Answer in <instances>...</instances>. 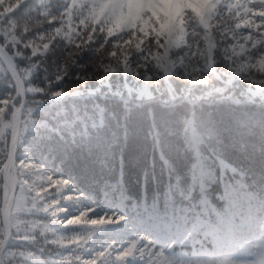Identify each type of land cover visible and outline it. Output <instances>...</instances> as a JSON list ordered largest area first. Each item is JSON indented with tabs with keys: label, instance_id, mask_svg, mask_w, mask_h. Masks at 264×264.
I'll return each instance as SVG.
<instances>
[{
	"label": "trees",
	"instance_id": "16d2710c",
	"mask_svg": "<svg viewBox=\"0 0 264 264\" xmlns=\"http://www.w3.org/2000/svg\"><path fill=\"white\" fill-rule=\"evenodd\" d=\"M41 7V0H0V32L17 34ZM48 23L60 26L51 18ZM47 27L46 24L44 28ZM213 35V57L223 60L220 51L228 47L225 39L229 36L218 34L215 29ZM37 37L33 30L32 38L38 46L49 43ZM108 39L105 42L103 37L96 40L88 35L78 36L75 41L64 39L55 52L51 50L57 41H53L48 53L41 56L44 50L39 49V59L32 57L40 66L24 76L31 84L26 83L27 88L44 91L27 92L22 124V128H27L21 134L19 151L30 159L24 161L25 165L28 161L42 165L52 176L53 183L44 185L46 191L56 195L55 181H69L72 191L62 187L63 195L56 196V203L66 207L76 203L78 197L103 201L108 194H118L128 206L139 203L150 215L184 217L187 228L202 223L209 210L213 214V206L226 209L237 203L246 209L245 214L252 210L264 214V90H260L261 94L253 90L256 84L261 86L264 73L249 67L246 57L232 66L243 77L228 78V82L217 62L214 73L205 77L219 91L208 95L210 92L204 89L193 95L184 92L176 72L161 71V81L152 82V93L138 98L124 87L126 59L121 60L124 67L120 74L109 75L111 62L104 49L115 42ZM0 42L3 43L2 38ZM23 45L22 41L7 49L13 56L16 51L31 56V48L24 49ZM111 51L116 53L114 47ZM70 53L75 56L74 61ZM250 54H254L253 64L262 55L255 51ZM14 58L22 74L28 61ZM104 71L107 74L97 80L96 74ZM226 71L236 75L228 67ZM14 84L5 64L0 63V96L14 95ZM16 103H20V98ZM29 107L31 112L27 111ZM10 132L11 128L0 132V148H9ZM192 136H196L194 143ZM0 160L5 164L6 155H0ZM197 161L213 170L195 176L193 164ZM20 163L17 159L18 166ZM2 200L0 178V208ZM19 218L24 227H30L31 222L37 227L27 240L23 233H12L3 264H80L75 256L60 259L67 253V237L76 226L58 224L57 216L53 218L38 207L22 209ZM14 228L15 225L13 231Z\"/></svg>",
	"mask_w": 264,
	"mask_h": 264
},
{
	"label": "rangeland",
	"instance_id": "374dc122",
	"mask_svg": "<svg viewBox=\"0 0 264 264\" xmlns=\"http://www.w3.org/2000/svg\"><path fill=\"white\" fill-rule=\"evenodd\" d=\"M223 3H236L237 0H222ZM240 3H249L250 0H239ZM260 3V0H251L249 6H253L254 11H259V16L264 15V10L258 8L255 9L254 5ZM239 11L240 16L244 13L242 10H235L229 13L227 8L224 9L227 19L225 23L231 28L235 27L236 23H242L240 17L235 16V12ZM252 13V12H249ZM247 18L255 19L258 27L255 29H248L241 26L240 29H236L235 32L229 31L226 40L228 45V55L233 59L228 62L230 67L236 66L235 62H241L243 58H248L251 52L262 53L261 43L264 40V26H259L260 21L258 16L249 14ZM59 27V26H58ZM78 30V28H77ZM221 32L224 33L223 27ZM235 35V39H232ZM245 36H250L251 39L245 40ZM255 43V47H253ZM38 44V43H36ZM244 45V51L241 52L239 45ZM236 46V52H232V46ZM39 49H43L42 45ZM162 51V50H161ZM222 53V50L220 51ZM239 53V55H236ZM113 55L117 53L113 52ZM264 54V53H262ZM260 56V55H259ZM246 58V59H247ZM127 59L135 60V58L127 57ZM234 61V62H233ZM246 61V60H245ZM258 61V59H257ZM122 63V61H121ZM127 64V60L124 61ZM111 64V63H110ZM109 64V66H110ZM247 64V63H246ZM221 71L224 78H236L235 76L243 77V75H230L226 71L227 67L224 63L220 64ZM242 66H244L242 64ZM196 68H199L197 65ZM131 68L135 69L136 64L131 65ZM235 68V67H233ZM206 69V70H204ZM109 71V70H108ZM120 71L111 70L109 75H118ZM176 72V79L184 87V92L187 94L196 95L204 92L219 91L217 88H212L213 83H210L206 74H213L214 67L204 66L201 72L197 71L193 74L192 69H189L190 73H185L183 69L178 67L168 72L169 74ZM107 72L97 73L96 79L99 80ZM153 75L152 80L142 78V75H136L135 72L129 71L126 67V71L123 75L124 87L128 94L137 95L138 98H143L149 95L153 91L154 81H161V71L149 73ZM166 76V75H164ZM203 76L204 80H201ZM248 76V74H246ZM109 77V76H107ZM111 77V76H110ZM193 79H196L195 81ZM153 82V83H152ZM226 82V81H224ZM159 83V82H158ZM257 83V82H256ZM257 87L253 90L261 94L260 84H256ZM162 87V86H161ZM192 92V93H191ZM15 94V93H14ZM206 95V96H208ZM12 96H0V100L7 101L8 104H0V108L5 107V112L8 113V119H12L11 113L13 107L11 106ZM11 97V98H10ZM12 107V110L10 111ZM3 118V114L0 113V119ZM194 119L192 118V133L195 134L193 129ZM11 128V127H9ZM9 128L6 130L8 131ZM5 131V132H6ZM196 136H192V143H194ZM206 163L197 161L193 164V170L195 176L203 173L209 174L212 167L205 165ZM31 165V162H26V166ZM39 172H36L38 175ZM139 203H133L128 206L123 197L120 195L108 194L103 201H97L91 198L90 201L80 198L74 204L68 206H60V208L67 211L63 215L58 212L57 219L62 221L64 225L76 226L70 231L68 235V248L67 253L60 255L62 258L69 259L70 256L78 257L80 264H152L155 256H149V253L134 252L131 256L125 257L121 260H117L116 256L118 251L127 248L134 241L139 244L140 239L147 244L150 242L149 252L162 254L156 261V264H185V262H195L201 260H215L224 256H230L237 259H253L252 255L248 251V248L260 241H264V214L259 213L258 210H252L245 214L247 211L241 204H231L226 209L213 206V214L209 210L204 216V221L198 225H193L187 228V221L184 217L174 218L173 216L159 217L153 213L149 214V211L143 210ZM94 210V211H93ZM57 211V209H55ZM69 215V216H67ZM67 216V217H65ZM106 216L111 217L113 223H109L102 226H92L89 221L93 219H105ZM77 217L79 219L72 220L67 223L69 219ZM123 217V219H119ZM91 233V235L89 234ZM206 240H209L208 242ZM193 241V242H192ZM199 243H196L198 242ZM187 245H184V244ZM101 253H104L101 256Z\"/></svg>",
	"mask_w": 264,
	"mask_h": 264
},
{
	"label": "clouds",
	"instance_id": "9594fccd",
	"mask_svg": "<svg viewBox=\"0 0 264 264\" xmlns=\"http://www.w3.org/2000/svg\"><path fill=\"white\" fill-rule=\"evenodd\" d=\"M249 3H240L239 0L228 4L222 0H41L40 10L43 11L39 10L36 14L30 15L11 39L13 47L22 41L25 47H32L36 44V40L32 38L35 30L40 39L49 43L57 41L56 48L51 50L55 52L60 48V40L75 41L78 36L88 35L96 40L103 37L105 42H109L108 38L111 37L115 43L104 49V55L111 62L112 70L120 71L124 67L121 63L124 58L127 60L129 71L135 72L138 76L143 74L142 78L147 80L153 79V75L149 73L156 71L165 73L163 70L170 68L173 63L175 68H182L185 73H190L191 68L190 74H193L201 72L204 66L215 65L217 62L224 63L223 60L213 57L216 39L213 29L220 34L222 27L223 31L235 32L238 26L243 25L252 29L258 26L255 19L247 18L249 12H252L253 16H259V11H254ZM254 7L264 10V3L255 4ZM225 8L229 13L234 9L242 10L243 16H240L239 11L235 12V16L240 17L242 23H236L234 28L228 26L225 21L231 17L225 16ZM49 18L57 21L60 26L53 27L48 23ZM46 24L48 27L45 29ZM25 32L28 33L27 36ZM220 38L223 39V35H220ZM112 47L116 49V55L112 54ZM35 50L33 48V51ZM240 50L244 51L243 45L240 46ZM96 51L99 52L100 49ZM228 51L225 47L220 54L225 57ZM261 52L264 53V48ZM125 53L127 57H135V60L127 59ZM253 55L248 56V66L264 73V54L254 64L251 63ZM69 57L75 60L72 53ZM133 63L136 64L135 69L131 68ZM197 64L199 68L195 67ZM225 66L227 67L226 64ZM199 79L204 80L203 76ZM260 83L264 87V80ZM0 104L6 107L8 102L0 100ZM5 107L0 108V113L3 114V118L0 119V132H5L9 127L15 130L14 112L11 113L12 119H8ZM64 182L69 183L68 180ZM77 219L79 218L74 217L68 222ZM248 251L253 259L224 256L191 264H264V241L251 245Z\"/></svg>",
	"mask_w": 264,
	"mask_h": 264
},
{
	"label": "snow or ice",
	"instance_id": "6c2138e0",
	"mask_svg": "<svg viewBox=\"0 0 264 264\" xmlns=\"http://www.w3.org/2000/svg\"><path fill=\"white\" fill-rule=\"evenodd\" d=\"M260 3H264V0H260ZM235 11V9L233 10ZM252 14L248 13L247 15ZM260 24L259 26H264V15L258 16ZM258 27V26H257ZM256 27V28H257ZM241 27L238 26L237 29H240ZM252 29V28H248ZM229 31H224L223 35L226 37ZM27 33V32H25ZM13 33L8 32H0V38H2L3 43H0V57H3L4 61H7L8 67L13 69L12 75L15 78V84L12 85V88L16 91V96L19 97V91L22 88V85L24 83L30 82L29 80L25 81L24 76L30 75L32 69L37 68L40 66L38 63L32 60V57H37L38 50L41 47V45L33 44L31 48V56L27 55L26 53L22 51H16L14 56L15 57H21L24 60L28 61V67L24 69L23 73L21 75H17L15 71V67L13 64L14 57L8 56L6 52V48H12L13 47V41L11 37L13 36ZM47 35V34H46ZM235 35H233L232 39H235ZM246 38V39H245ZM40 41H46L42 40L39 37H37ZM245 40L251 39L250 36H245ZM56 41V40H53ZM44 42L42 43V48L44 50V53H41L40 55L43 56L50 50V44L52 45V48L55 43ZM261 43H264V40L261 41ZM19 44H16L15 47H17ZM243 44L239 45L240 46ZM24 49H28L29 47H25L23 45ZM244 47V45H243ZM253 47H255V43H253ZM33 48L36 50L33 51ZM232 52H236V46H232ZM239 53H236V55ZM39 59V57H37ZM233 58L229 56L228 54L225 56V61H231ZM44 60H41L40 63L42 64ZM3 61H0L2 63ZM234 62V61H233ZM230 71L237 75H242L240 70L238 68L230 67L227 63H225ZM175 69V64L173 63L172 66L168 69H164L165 72H171ZM255 83L256 81H252ZM44 89L39 87H31L27 88L26 92H34V93H41ZM11 98V97H10ZM15 103H13L12 107ZM12 107L10 111L12 110ZM28 112L32 111V108L29 107L27 109ZM20 109H16L14 112V116L16 113H19ZM19 128L17 131H14L12 135V145L11 149L7 148H0V155H6L7 163L4 164L3 160H0V164H3V167H0V178H3V207L0 208V249L3 248L5 244V238L8 237L13 232L23 233V239H31L28 238L29 234L31 235V232L33 229L37 227V223L31 222L30 227H24L21 223V220L19 218V214L22 209L29 208V207H38L41 208L43 211L47 213H51V217H56L58 212L60 214H64L69 211V208L67 211L60 208V205L56 203V196H62L63 193L61 192V188L64 186H67V191L71 192L70 184H65L64 180H58L55 181L57 188H56V195H53L51 192H48L45 190V183L51 184L53 183L52 176L47 175V173L44 171L42 165L37 164H31V165H25V160H30L26 157H24L21 152L19 151V143L21 139V134L24 133L25 129ZM3 139H0V142H2ZM19 159L21 161L20 165L17 166L16 160ZM33 169H38L39 174L36 175L33 172ZM35 175V179L33 180L32 177ZM26 177V178H23ZM31 181V182H30ZM37 189H40V191H37ZM81 197H78L76 201H79ZM75 201V202H76ZM56 208L57 211H52L53 208ZM62 209V210H61ZM94 211V210H93ZM64 216V215H63ZM69 216V215H67ZM65 216V217H67ZM123 219V217L119 218ZM58 224L62 223V221L56 220ZM69 221V220H68ZM67 221V223H68ZM90 225L92 226H102L109 223H113V220L111 217L106 216L105 219H93L89 221ZM13 225H15L14 231H13ZM45 230L42 227V231ZM91 235V233H89ZM52 243L56 244L55 241H52ZM150 248V242L147 244L143 241L141 238L139 241V244L137 242H133L131 245H129L127 248H124L122 250H119L116 256L117 260H121L125 257L131 256L134 252H140V253H149V256H155V259L152 261V264H156V261L160 258L162 254L160 253H152L149 252ZM104 253H101V256H103Z\"/></svg>",
	"mask_w": 264,
	"mask_h": 264
},
{
	"label": "water",
	"instance_id": "95a60500",
	"mask_svg": "<svg viewBox=\"0 0 264 264\" xmlns=\"http://www.w3.org/2000/svg\"><path fill=\"white\" fill-rule=\"evenodd\" d=\"M0 43H1V42H0ZM6 52H7V55H8V56H12V57H14V56L12 55V53H11L7 48H6ZM0 58L2 59L3 63L5 64L6 68H7L8 71H9L10 75L12 76V78H13L14 81H15V78H14L13 75H12L13 69H11V68L8 67L7 61H4V60H3V57H0ZM13 64H14L15 71H16L17 75H21V73H20V71H19V69H18L17 62H16V59H15V58L13 59ZM15 82H16V81H15ZM26 89H27V87H26V83H24V84L22 85V88H21L20 91H19V97L16 96V92H15V94H14V96H13V98L11 99V102H10V103H11V106L13 105V103H15L14 106H13L14 112L16 111L17 108L20 109V112H19V113H16V115H15V117H14V121H15V130H13V128H11V132H10V140H9V148H8V149H11V145H12V135H13L14 131H17L19 128H22V124H23V111H24V107H25L26 99H27V92H26ZM18 98H20V103H19V104L16 103V100H17ZM15 162H16V164H17V160H16ZM6 163H7V160H6ZM6 163H5V164H6ZM17 166H18V165H17ZM3 182H4V181H3ZM3 197H4V192H3ZM2 207H3V200H2ZM12 227H13V226H12ZM11 237H12V233H11L8 237L5 238V244H4L3 248L0 249V264H3V254H4V251H5V249L7 248L8 244H9V242H10Z\"/></svg>",
	"mask_w": 264,
	"mask_h": 264
}]
</instances>
